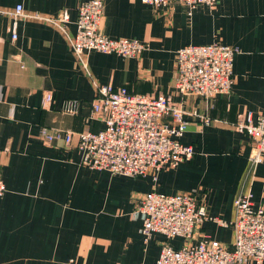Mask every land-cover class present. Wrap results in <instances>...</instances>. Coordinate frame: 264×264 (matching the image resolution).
Instances as JSON below:
<instances>
[{
	"label": "crops",
	"instance_id": "crops-1",
	"mask_svg": "<svg viewBox=\"0 0 264 264\" xmlns=\"http://www.w3.org/2000/svg\"><path fill=\"white\" fill-rule=\"evenodd\" d=\"M85 1L0 0V177L7 186L0 196V264H153L166 241L181 247L185 239L159 232L145 239L134 212L152 190L197 191L208 214L228 224L205 220L196 238L232 247L237 196L250 190L254 206L264 208V159L253 166V140L235 127L249 110L264 114V0H222L193 9L104 0L100 30L144 40L148 48L135 57L89 52L88 70L56 25L9 13L19 4L26 13L45 16L67 11L74 35L77 8ZM212 43L239 49L232 90L211 98L181 96L177 50ZM97 83L171 95L196 113L181 138L194 146V157L161 170L157 179L83 164L77 133L103 127L92 117ZM47 94L53 95L49 103ZM44 128L74 138L48 141Z\"/></svg>",
	"mask_w": 264,
	"mask_h": 264
},
{
	"label": "built area",
	"instance_id": "built-area-1",
	"mask_svg": "<svg viewBox=\"0 0 264 264\" xmlns=\"http://www.w3.org/2000/svg\"><path fill=\"white\" fill-rule=\"evenodd\" d=\"M155 7L184 3L190 9L200 4L215 7L222 0H142ZM104 0H88L79 4L76 32L70 34L67 11L57 17L26 13L21 4L9 11L15 18L29 17L56 25L70 39L77 60L88 70L85 55L92 51L114 53L123 57L140 56L148 43L129 37H111L100 30ZM7 12V11H5ZM15 35V33H14ZM238 48L222 43L188 44L177 52L176 90L181 96L195 94L215 97L229 93L234 85V60ZM93 116L103 127L98 131L77 133V147L82 163L98 170L128 176L152 175L155 179L165 168H174L190 161L195 154L193 145L184 144L182 136L196 113L188 112L171 95L136 94L126 86L95 84ZM52 94L45 96L51 102ZM74 107V106H73ZM71 107L72 112L75 108ZM209 123L210 118H203ZM240 132L252 138L253 166L264 159V114L255 116L249 110L235 123ZM48 141L64 139L71 143L74 134L44 128ZM7 191L0 177V196ZM235 218L231 222L235 238L232 247L209 237L196 238L197 228L205 220L226 221L212 217L197 191L176 194L152 190L141 198L134 215L142 221L141 232L150 240L155 232L168 239L183 237L181 247L166 241L153 264H264V208L255 207L253 193L242 191L235 200Z\"/></svg>",
	"mask_w": 264,
	"mask_h": 264
}]
</instances>
